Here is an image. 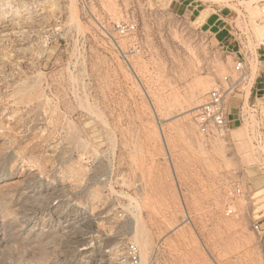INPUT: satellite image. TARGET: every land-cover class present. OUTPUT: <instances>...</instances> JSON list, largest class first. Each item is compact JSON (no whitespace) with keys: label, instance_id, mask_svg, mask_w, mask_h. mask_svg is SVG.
<instances>
[{"label":"rangeland","instance_id":"1","mask_svg":"<svg viewBox=\"0 0 264 264\" xmlns=\"http://www.w3.org/2000/svg\"><path fill=\"white\" fill-rule=\"evenodd\" d=\"M214 2L0 0V264H264V23Z\"/></svg>","mask_w":264,"mask_h":264},{"label":"built area","instance_id":"2","mask_svg":"<svg viewBox=\"0 0 264 264\" xmlns=\"http://www.w3.org/2000/svg\"><path fill=\"white\" fill-rule=\"evenodd\" d=\"M213 3L215 9H229L230 6H235L238 0H215ZM252 5L257 6L260 11V22L264 23V0H245ZM117 29L120 33L129 34L134 30L132 24H119ZM235 70L241 75L235 81L226 77L223 83H220L213 88L205 98V101L198 107L192 120L200 135L223 134L227 128V98L233 94L240 82L243 80V65L242 62H237ZM254 105L251 106L253 108ZM236 194H240V190L236 189ZM227 215H234L231 209L227 211ZM254 233L259 239L264 238V225L256 221L252 225ZM119 264H140V255L138 248L129 244L125 247L123 254L120 257Z\"/></svg>","mask_w":264,"mask_h":264},{"label":"bare ground","instance_id":"3","mask_svg":"<svg viewBox=\"0 0 264 264\" xmlns=\"http://www.w3.org/2000/svg\"><path fill=\"white\" fill-rule=\"evenodd\" d=\"M248 3H249V2H248ZM250 6H251L250 4H247L246 7L249 9ZM256 8H258V7H256ZM250 10H252V9H250ZM253 10H254V9H253ZM249 12H252V11H249ZM254 13H255V12H254ZM254 13H253V14H254ZM259 13H260V11H259ZM256 35H257L258 39L264 41V27L257 29ZM260 40H259V41H260ZM221 135H222V134H218V136H221Z\"/></svg>","mask_w":264,"mask_h":264}]
</instances>
